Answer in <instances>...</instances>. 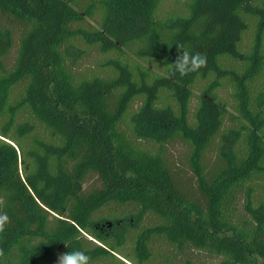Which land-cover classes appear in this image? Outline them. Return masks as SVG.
<instances>
[{"label": "trees", "instance_id": "trees-1", "mask_svg": "<svg viewBox=\"0 0 264 264\" xmlns=\"http://www.w3.org/2000/svg\"><path fill=\"white\" fill-rule=\"evenodd\" d=\"M0 212V264H264V0H0Z\"/></svg>", "mask_w": 264, "mask_h": 264}, {"label": "clouds", "instance_id": "clouds-1", "mask_svg": "<svg viewBox=\"0 0 264 264\" xmlns=\"http://www.w3.org/2000/svg\"><path fill=\"white\" fill-rule=\"evenodd\" d=\"M178 55L172 66V74L178 73L186 76L190 73L198 72L207 64L206 55L196 52H189L183 44H177ZM10 223V217L5 212H0V234L5 231V227ZM4 256V251L0 248V257ZM57 264H91V257L82 250H73L58 255Z\"/></svg>", "mask_w": 264, "mask_h": 264}, {"label": "rangeland", "instance_id": "rangeland-1", "mask_svg": "<svg viewBox=\"0 0 264 264\" xmlns=\"http://www.w3.org/2000/svg\"><path fill=\"white\" fill-rule=\"evenodd\" d=\"M93 24H95L93 22ZM171 157L176 159L177 155L182 151V148L180 146H175L171 147ZM92 184L96 185V179L95 177H89L88 181L86 182V186H92ZM62 254L61 252H57L56 255L54 256L53 263L52 264H57L58 262V255ZM191 259L194 263L196 264H215L216 260L210 256H208L205 252L202 251H196V250H188L182 255L179 259L181 261L182 259ZM178 261V258L175 259V262Z\"/></svg>", "mask_w": 264, "mask_h": 264}]
</instances>
